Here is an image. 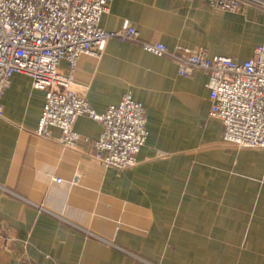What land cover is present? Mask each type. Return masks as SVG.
<instances>
[{
	"label": "crops",
	"instance_id": "obj_1",
	"mask_svg": "<svg viewBox=\"0 0 264 264\" xmlns=\"http://www.w3.org/2000/svg\"><path fill=\"white\" fill-rule=\"evenodd\" d=\"M258 12L207 0H113L102 24L144 25L178 58L202 45L243 60L263 43L239 38L240 29L253 34ZM162 62L115 37L100 59L84 54L78 63L91 72L87 95L99 111L128 91L146 108L148 141L129 169L87 154L99 120H77L81 150L37 133L45 91L13 75L0 118V264H264V147L224 145L209 76H185L177 62L165 71Z\"/></svg>",
	"mask_w": 264,
	"mask_h": 264
},
{
	"label": "built area",
	"instance_id": "obj_2",
	"mask_svg": "<svg viewBox=\"0 0 264 264\" xmlns=\"http://www.w3.org/2000/svg\"><path fill=\"white\" fill-rule=\"evenodd\" d=\"M207 1L213 7L236 12L249 7L264 9V0ZM112 8L113 0H0V118H8L4 94L13 75L25 73L34 88L45 91L37 133L81 150L78 142L82 135L76 123L87 116L103 123L93 150L87 154L108 167L138 165V154L149 137L144 104L128 91L116 95L99 111L87 95L92 88L91 72L78 66L84 54L100 59L109 40L117 37L162 56L165 71L176 62L185 76L204 71L209 76L210 113L224 123V145L264 147V42L243 60L211 53L202 45L186 47L178 58L179 51L153 39L144 25L126 21L118 28L105 27L102 17ZM55 126L61 131L59 136L52 133ZM58 182L60 178L54 177L52 188Z\"/></svg>",
	"mask_w": 264,
	"mask_h": 264
},
{
	"label": "rangeland",
	"instance_id": "obj_3",
	"mask_svg": "<svg viewBox=\"0 0 264 264\" xmlns=\"http://www.w3.org/2000/svg\"><path fill=\"white\" fill-rule=\"evenodd\" d=\"M254 21H255L254 22V28L252 31L253 34L251 36H247L246 34L243 36L242 35L243 32L240 29L239 38H240L241 43L245 42L246 40L250 41L253 39L255 41V44L259 43V42H264V9L262 11L259 10ZM117 247H119L120 249L125 250V251L128 250V249H125L124 247H122L120 245H117ZM134 254L138 255L137 253H134ZM133 264H144V263H133Z\"/></svg>",
	"mask_w": 264,
	"mask_h": 264
}]
</instances>
